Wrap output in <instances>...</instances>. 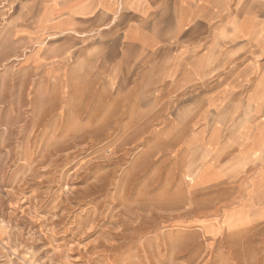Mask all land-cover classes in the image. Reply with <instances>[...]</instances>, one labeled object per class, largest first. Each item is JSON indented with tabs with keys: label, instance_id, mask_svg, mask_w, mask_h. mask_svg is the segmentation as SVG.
I'll use <instances>...</instances> for the list:
<instances>
[{
	"label": "rangeland",
	"instance_id": "1",
	"mask_svg": "<svg viewBox=\"0 0 264 264\" xmlns=\"http://www.w3.org/2000/svg\"><path fill=\"white\" fill-rule=\"evenodd\" d=\"M48 1L0 0V264H264V221L193 191L160 103L30 60L65 45L34 37Z\"/></svg>",
	"mask_w": 264,
	"mask_h": 264
},
{
	"label": "crops",
	"instance_id": "2",
	"mask_svg": "<svg viewBox=\"0 0 264 264\" xmlns=\"http://www.w3.org/2000/svg\"><path fill=\"white\" fill-rule=\"evenodd\" d=\"M36 20L35 38L65 45L32 62L160 103L148 115L183 134L193 191H231L247 226L264 221V0H49Z\"/></svg>",
	"mask_w": 264,
	"mask_h": 264
}]
</instances>
